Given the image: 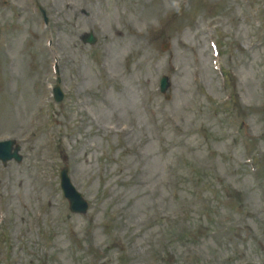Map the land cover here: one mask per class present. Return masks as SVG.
Listing matches in <instances>:
<instances>
[{
	"label": "rangeland",
	"instance_id": "obj_1",
	"mask_svg": "<svg viewBox=\"0 0 264 264\" xmlns=\"http://www.w3.org/2000/svg\"><path fill=\"white\" fill-rule=\"evenodd\" d=\"M53 1L41 0L61 20H50L43 40L52 34L56 42L66 98L52 108L50 55L28 20L0 12L2 27L12 26L14 57L8 70L0 47V138L20 140L24 157L0 165V188L12 226L32 229L24 243L36 264L262 262L264 44L257 43L264 39L248 15L255 5L248 12L242 0H93L89 18L72 22L70 11H60L64 0ZM254 2L264 27V0ZM213 16L232 20V121L230 109L214 107L219 79L209 70L205 32ZM91 30L98 43L82 45L78 38ZM163 74L169 100L157 91ZM63 157L91 204L85 217L65 218L57 191ZM37 233L45 241L32 249Z\"/></svg>",
	"mask_w": 264,
	"mask_h": 264
}]
</instances>
